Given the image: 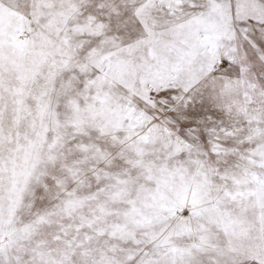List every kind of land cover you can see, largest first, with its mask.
<instances>
[{"label": "snow or ice", "instance_id": "1", "mask_svg": "<svg viewBox=\"0 0 264 264\" xmlns=\"http://www.w3.org/2000/svg\"><path fill=\"white\" fill-rule=\"evenodd\" d=\"M0 264H264V0H0Z\"/></svg>", "mask_w": 264, "mask_h": 264}]
</instances>
